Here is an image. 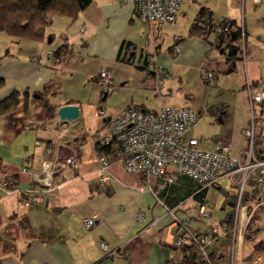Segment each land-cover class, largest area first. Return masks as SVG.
<instances>
[{"label":"crops","instance_id":"0c3cea01","mask_svg":"<svg viewBox=\"0 0 264 264\" xmlns=\"http://www.w3.org/2000/svg\"><path fill=\"white\" fill-rule=\"evenodd\" d=\"M201 9L211 13L215 26L231 21L243 30L247 56L232 69L213 47L214 35L206 38L189 35ZM133 12L132 4H121L120 0H91L75 23L65 18L53 19L55 29L65 32L71 42L65 65L48 56V53L54 55L61 43L50 50L47 42H18L0 34V102L11 95H16L19 101L14 110L0 114V184L7 190V194L0 191V236L20 218L29 227L27 231L20 229L16 241L4 244L0 264H203L196 249L175 247L178 230L166 209H173L179 219L187 221L199 234H208L211 228L225 224L226 220L234 227L238 175L219 181L216 190L222 191L224 196L220 208L222 216L218 217V222H207L199 220L197 214L202 201L208 204L209 189L194 197L200 185L184 175L177 176L172 184L163 188H160L162 178H150V188L162 206L156 204L151 193L140 189V175L126 174L120 165L111 166L113 179L109 186L99 187V155L95 146L106 120L120 114L125 107L151 111L138 103L139 94L144 92L141 88L158 97L154 94L153 74L147 64L151 56L164 70L163 83L173 84L179 90L182 79L188 76L203 84L202 79L210 72L214 82L219 81L220 75L237 69L245 71L242 88L247 83H264V0L257 3L253 0H183L176 25L164 26L154 47L148 38L147 25L134 19ZM80 27H84L82 34ZM164 35L172 40L167 50L162 49ZM52 41L53 38L50 43ZM175 45L179 53L174 55ZM107 67L112 87L101 92L98 74ZM128 70L135 73L131 75L135 77L132 81ZM62 79L69 87L68 93L74 95H58ZM50 87L49 94L46 89ZM74 89L82 93L76 94ZM37 95L41 99L36 98ZM185 97L179 105L170 98L165 102L160 90L158 110L162 104L194 110L193 97ZM246 102L245 90L240 104L244 116L240 132L249 120ZM65 105L78 108L74 123L58 121L56 113ZM98 109H102L105 116H97ZM216 113L220 123L231 118L228 105ZM196 123L184 139H196L191 134ZM261 129L262 122L258 121L257 130ZM197 141L200 149L210 152L222 143L215 140L211 149L205 150L201 140ZM247 147L242 136V147L234 150L230 146V152L243 158ZM68 156L75 157V165L66 172L67 182H63V160ZM44 164H51L53 189L50 192L34 181ZM167 173L170 174L171 169ZM23 194L28 197L23 198ZM34 196L39 200L34 201ZM258 201L256 186L248 178L240 201L241 234L231 242L219 232L208 251L212 264H264V205H258ZM138 214L143 218L141 222H137ZM93 217H97L98 222L85 231L82 220ZM101 244L107 249H101Z\"/></svg>","mask_w":264,"mask_h":264},{"label":"built area","instance_id":"2783aa9c","mask_svg":"<svg viewBox=\"0 0 264 264\" xmlns=\"http://www.w3.org/2000/svg\"><path fill=\"white\" fill-rule=\"evenodd\" d=\"M233 1L241 2L243 0ZM120 2L134 6L133 18L147 25L148 38L154 47L153 43L160 38L162 28L176 25L183 0H120ZM253 2L257 3L258 0H253ZM228 28L227 26H217L215 31L227 32ZM83 31L84 27H80L79 33L82 34ZM241 37L245 39L243 30H241ZM243 46L245 48V44ZM172 53L174 55L179 53L177 45L173 46ZM48 56L55 60L53 54L48 53ZM241 57L243 60L245 59V50H242ZM147 64L153 74L154 94L160 97V90L165 77L164 70L157 64L155 57L148 58ZM206 78L212 80L213 74L208 73ZM98 85L102 90L112 87L108 69H101L98 74ZM245 86L249 120L241 130V134L248 144L243 158L238 154L232 155L230 146L224 142L210 152L200 149L196 139H184L198 117V113L192 108H171L162 104L158 111L152 112L127 106L120 114L108 118L101 130L102 135L98 140V145L107 150L108 156L101 155L98 157V186H109L113 179L111 166L120 165L126 174L140 175L138 183L140 189L151 193L156 204L162 206V202L156 198L150 188L149 180L151 177L163 179L160 188L173 183L177 176L186 175L199 183L202 188L218 189V183L221 179L233 178L238 175L237 213L231 232L232 242H235L237 236L241 234L239 209L241 208L242 192L248 178H251L256 186L259 196L258 205H264V160L258 159L253 149L257 139L264 144V83L254 87L249 84ZM96 115L103 117L105 113L102 109H98ZM258 121L262 122L260 131L257 130ZM63 165L61 179L63 182H67L66 172L73 169L75 157L64 158ZM168 169H171L170 174L167 173ZM34 181L40 188L50 192L53 189L51 164H44L41 174L35 176ZM0 191L7 194V190L1 184ZM32 199L38 201L39 197L34 196ZM166 212L171 216L172 223L181 230L176 235L175 247L182 248L191 244L200 245V253L208 261L206 248L213 244L210 235L197 236L190 230L188 222L179 219L174 214L173 209H166ZM197 217L199 220L209 217L207 203L200 206ZM142 220L141 214H138L137 222ZM97 222V217L83 219L82 227L85 231H89ZM212 232L217 231L213 230ZM101 249L106 250L107 248L101 244Z\"/></svg>","mask_w":264,"mask_h":264},{"label":"trees","instance_id":"16d2710c","mask_svg":"<svg viewBox=\"0 0 264 264\" xmlns=\"http://www.w3.org/2000/svg\"><path fill=\"white\" fill-rule=\"evenodd\" d=\"M90 4L91 0H0V33L11 37L18 42H45L48 38L52 39V36H48L47 29H49L53 19L57 17L65 18L73 24L80 13L86 10ZM226 26L229 27L227 32H216L215 27L217 26L214 25L211 13L208 10L201 9L190 27L189 35L202 38H206L211 34L214 35L213 47L217 51L222 52L226 63L230 64V69H232V66L236 62L242 61V50H245V57L247 56V49L246 45L245 48L243 46L245 44V39H242L241 37L242 29L231 21H225L221 25V27ZM69 56L70 45L68 44L67 39H65L63 44L55 51L54 57L58 64L65 65ZM202 80L204 84L213 82V78L212 80H208L206 76ZM51 89L52 87L47 88L46 92L50 94L52 92ZM37 97L41 99V96L37 95ZM18 102V97L16 95H11L5 101L0 102V114L14 110L18 105ZM95 148L99 156H108L107 150L99 147L98 143ZM253 149L256 157L264 160V144H262L259 139L255 141ZM192 180L196 182L194 179ZM197 184L200 185L199 183ZM206 189L207 188H202L200 185L197 192H195L194 197L202 194ZM22 197L27 198L28 196L27 194H23ZM204 203L205 202L202 201L201 205ZM230 225V221L226 220L225 224H220L211 228L208 234L213 242L219 232L225 235L224 238L229 239L232 242V228ZM20 229L23 231L29 229L23 218H20L16 224H10L9 227L6 228L3 236H0V250L3 249L4 244L10 245L11 242L16 241ZM177 230L178 233L181 232L179 228H177ZM190 230L197 236L205 235L199 234L191 228ZM213 230H216L217 232L213 233ZM182 248L196 249V253L201 255L200 245L191 244L190 246ZM209 248H206L208 261H206L201 255L203 264H212L210 260L211 258L208 254Z\"/></svg>","mask_w":264,"mask_h":264},{"label":"rangeland","instance_id":"374dc122","mask_svg":"<svg viewBox=\"0 0 264 264\" xmlns=\"http://www.w3.org/2000/svg\"><path fill=\"white\" fill-rule=\"evenodd\" d=\"M56 19L57 18H55V20ZM53 25L54 24L50 25L49 29H47V33L48 36H52L54 41H52V43H48V39L47 41H45L47 42V46L50 50L57 47V44L59 43L63 44L64 40L67 38L66 34H63L65 32H59ZM0 34L2 35V33ZM169 37H167L166 35L162 37L163 50H167L169 46H172V40L170 39L171 37ZM9 38L12 39L11 37ZM67 39L69 40V37ZM70 43L68 42L69 45ZM137 58L138 56H136L135 63L137 61ZM106 69L110 71L109 67H107ZM127 72L129 77L135 74L131 70H128ZM244 72L237 69V71L230 74H222L219 76V81L216 80L214 82H210L209 84H201L200 80H198L197 78L193 79L191 76H188V78L182 79L180 90L173 84L171 86H167L165 83H163L161 93L163 94L165 102H168L167 99L170 98L173 103L179 105L182 101L181 99L186 98L185 95H191L193 97L191 103L194 107V110L198 112V117L196 120L197 123L194 126L191 134L197 140H201L202 146L205 150H210V147L213 145V142L215 140L230 144L231 148L234 150L240 149L242 147V135L239 131V125L244 120L243 112L240 109V104L242 100L244 101L245 90L247 92L246 86L242 88ZM141 78L142 76L139 77V79ZM133 79H135V77L131 76V81ZM114 81H116L115 78ZM61 85L62 87H60ZM251 86L254 87L256 85L252 84ZM58 87L60 88L58 90V95H60V93H64L66 95H74L73 92L68 93L69 87H67L66 80L62 79L59 82ZM168 89L171 90V93H169ZM140 90L144 92L139 94L138 98L140 102L138 103L143 105L148 110H158L160 104L158 97H155L151 91L147 93V90H145L144 88H141ZM74 91L76 92V94H78L79 92L82 93L81 91L77 92L75 89ZM101 92L105 91L101 89ZM127 94L134 95L136 93L127 92ZM110 97L111 96H109V98ZM135 103L138 104L137 102H134V104ZM226 105L230 106V113L228 115L231 118H229V120L223 119V123H220V121H218V113H220V110L216 114L215 112L222 106L226 107ZM223 188L225 189V187ZM208 189L207 202L210 209L212 210V216L206 218L205 221L215 222L216 220V222H218L220 220V218L218 219V217L222 216L220 208L222 207V201L224 197L223 192L220 190H216L215 188ZM228 190L229 189L227 188V191Z\"/></svg>","mask_w":264,"mask_h":264},{"label":"water","instance_id":"95a60500","mask_svg":"<svg viewBox=\"0 0 264 264\" xmlns=\"http://www.w3.org/2000/svg\"><path fill=\"white\" fill-rule=\"evenodd\" d=\"M48 43H50L49 39H48ZM220 54H222V52H220ZM78 115H79L78 108L72 105L62 106L58 109L56 113V117L58 118V121L60 123L63 122L74 123L77 120Z\"/></svg>","mask_w":264,"mask_h":264}]
</instances>
